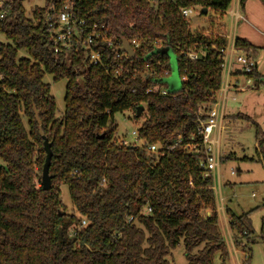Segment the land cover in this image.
<instances>
[{
  "label": "trees",
  "instance_id": "16d2710c",
  "mask_svg": "<svg viewBox=\"0 0 264 264\" xmlns=\"http://www.w3.org/2000/svg\"><path fill=\"white\" fill-rule=\"evenodd\" d=\"M152 1L82 0L79 6L87 22L106 25V37L114 43L101 48L108 58L123 39L133 48L134 57L122 61L130 71L122 82L85 63L83 51L53 52L45 12L62 0H45L29 15L24 0L5 2L0 19L5 39L0 41V264H171L166 258L180 241L186 264H213L216 253L227 257L213 179L199 165L197 117L198 107L206 111L216 102L226 40L192 32L180 9L206 8L221 17L232 0ZM245 1L238 0L240 9ZM234 46L255 57L257 47L247 40L236 37ZM164 49L175 57L180 85L165 95L147 92L155 80L171 74ZM190 50H202L200 59L187 60L183 54ZM46 74L53 81L66 80L59 117L43 82ZM251 76L262 83L255 69ZM139 105L143 111L136 118ZM124 110L135 122L144 115L136 132L141 146L125 145L115 136L113 115ZM39 126L52 152L48 190L41 183L45 151ZM178 136L181 143L175 144ZM149 145L156 151L149 152ZM62 184L76 214L66 213ZM225 214L233 244L249 264L248 247L256 240L248 215L228 208ZM258 237L264 240V216Z\"/></svg>",
  "mask_w": 264,
  "mask_h": 264
},
{
  "label": "rangeland",
  "instance_id": "374dc122",
  "mask_svg": "<svg viewBox=\"0 0 264 264\" xmlns=\"http://www.w3.org/2000/svg\"><path fill=\"white\" fill-rule=\"evenodd\" d=\"M45 0H24L26 14L34 8L44 6ZM158 0H153L156 3ZM260 6L261 3L256 1ZM235 1L232 0L228 10L232 9ZM243 16V10L238 9ZM192 32L203 31L206 34H221V26L215 29L218 20L223 19L228 30L230 17L226 13L223 18L216 19V15L209 10L205 15L201 14L199 7L192 8L191 14L187 16ZM253 26L256 35L257 53L253 58L257 64L258 74L262 76V83H259L255 76L235 74L229 79L234 86L227 92L223 104V121L226 127L220 134L218 157L220 158L218 171H215V188L217 204L223 208V212L217 211L218 226L226 243L228 255L225 260L220 259L219 254L214 256L213 264H244L245 255L241 248H235L232 240L228 218L225 209H230L235 215L247 214L250 220L253 237L256 242L249 244V264H264V240L258 236L261 228V218L264 216V26L257 25L250 21L240 22V27L235 32V38L240 36L241 27ZM259 35H258V34ZM0 41L5 42L0 34ZM171 75V74H170ZM178 78V77H177ZM170 76L156 80L157 85L162 89L173 91L180 85L178 82L171 84ZM249 84H246L247 80ZM43 82L49 84L50 94L56 104V114L61 116L64 111V94L66 80L53 81L52 77L46 74ZM220 98V93H217ZM145 112V111H144ZM245 116V117H239ZM144 115L136 122L129 110L117 112L113 115L117 125L116 138L126 145L136 143L141 146L142 142L136 139L133 131L136 132L142 123ZM248 117L249 119H246ZM258 141L260 145L258 146ZM232 172V174H231ZM218 182V185H217ZM60 199L67 214H76L71 203L67 185L60 186ZM217 210V207H216ZM221 210V209H220ZM171 264H186L183 243H180L170 251L166 258Z\"/></svg>",
  "mask_w": 264,
  "mask_h": 264
},
{
  "label": "built area",
  "instance_id": "2783aa9c",
  "mask_svg": "<svg viewBox=\"0 0 264 264\" xmlns=\"http://www.w3.org/2000/svg\"><path fill=\"white\" fill-rule=\"evenodd\" d=\"M7 1L9 0H0V19L4 17L6 12L4 4ZM81 3L82 0H62L59 6L52 3L47 8L44 18L45 32L49 38L53 52L55 54H71L83 51L85 63L101 66L105 73H107L113 80L118 82L124 81L126 78L125 76L130 71L123 66L122 61L126 58L128 59V55L119 50V47L113 50L111 58H108V56L101 52L102 46L105 45L106 47L111 48L114 43L112 39L106 37L108 29L104 23H89L84 16L79 14V6ZM180 10L184 17H187L192 12V8H183ZM228 14L233 22H236L241 17L237 12V8L229 11ZM219 36H223L226 40L224 48L220 50L221 76L220 88L218 91L220 93V98L217 97L216 102L206 111L203 110V107L197 108V117L199 119L198 133L201 136V150L203 153L199 165L204 171V176H212L213 182L211 189L214 192V196L215 188L217 187L214 172L218 171L220 161V158L218 157L219 138L221 132L226 128L222 124V121L223 104L228 89L227 80L230 76L235 74L251 76L255 69V62L253 61L252 56L235 48L233 29H229V32ZM131 44L136 47L137 41L132 40ZM201 51L202 50H190L183 55L187 60L195 61L202 56ZM181 79L184 80L185 78ZM249 83L250 80L248 79L246 84ZM147 92H160V94L165 95L167 89L160 88L155 80L154 84L149 87ZM136 132L133 131L132 134L137 136ZM122 143L125 144L124 142ZM180 143L181 138L178 136L175 144ZM171 148L172 147H170V149ZM185 148L195 150V147L190 148L189 144H186ZM147 150L149 152H155L156 146L149 145ZM217 188L219 190V185ZM215 202L217 207L216 212H223V208H220L217 204L216 196ZM84 224L85 221H82V225Z\"/></svg>",
  "mask_w": 264,
  "mask_h": 264
},
{
  "label": "crops",
  "instance_id": "0c3cea01",
  "mask_svg": "<svg viewBox=\"0 0 264 264\" xmlns=\"http://www.w3.org/2000/svg\"><path fill=\"white\" fill-rule=\"evenodd\" d=\"M234 1H235V3L232 6V9L237 8V12L241 17L236 22L235 21L233 22L232 18L228 14V12L231 11L232 9L231 10L227 9L226 11H224L221 17L223 18V16H225V14L227 13L230 17V23H229L228 30L226 31V26L223 22V19L217 21L215 29H219L220 26L222 27L221 28L222 33L219 35H224V33L229 32V29H233V33H234V37H235V32L240 27V22L250 21L253 24L256 23L257 25L264 26V5L259 0H246L244 5H243V8H242L243 13H244L243 16L238 11V9H239L238 0H234ZM256 1H259V3H261L262 6L257 4ZM215 15H216V19L221 18L220 15L217 13H215ZM253 32L256 33L255 28L253 26H250V28H248L246 26L241 27V29H240V36L242 37L241 39L247 40L248 42H250L251 44L254 45L255 43L258 42V40L255 41V39L257 37L255 34H253ZM256 53H257V51H256ZM255 70L258 73L257 64H255ZM230 78H231V76L229 77V79ZM229 79L227 80L228 81L227 82L228 83L227 84V88H228L227 92L234 86V83L233 82L230 83Z\"/></svg>",
  "mask_w": 264,
  "mask_h": 264
},
{
  "label": "water",
  "instance_id": "95a60500",
  "mask_svg": "<svg viewBox=\"0 0 264 264\" xmlns=\"http://www.w3.org/2000/svg\"><path fill=\"white\" fill-rule=\"evenodd\" d=\"M207 13V9L203 8L201 10V14L205 15ZM121 46L119 47V50L125 52L128 55V59H132L134 57V52L132 50V48L130 47L129 43L126 40H121ZM163 53H165L166 55H168V57L170 58V66H171V75H170V79L168 80L171 84H175L177 81V68H176V61H175V57L174 55L170 52L169 49H164L161 50ZM143 111V106L139 105L137 107L136 110V114L135 117L138 118L141 114V112ZM34 116H35V120L36 122L40 125V120H39V116H38V112L36 110H34ZM39 132L41 134V137L43 139V148L45 151V158H44V163L42 166V171H41V183H42V188L44 190H48L50 188L51 185V175L49 174V166H50V160H51V149H50V143L48 142L47 138L42 134L41 131V127L39 126ZM103 137V134L100 135L101 138Z\"/></svg>",
  "mask_w": 264,
  "mask_h": 264
}]
</instances>
